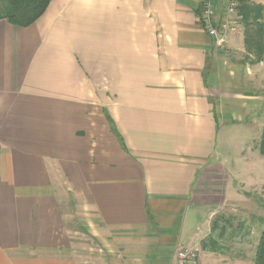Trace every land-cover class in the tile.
<instances>
[{"label": "crops", "instance_id": "obj_1", "mask_svg": "<svg viewBox=\"0 0 264 264\" xmlns=\"http://www.w3.org/2000/svg\"><path fill=\"white\" fill-rule=\"evenodd\" d=\"M200 1L51 0L29 26L0 18V264H176L212 214L247 202L232 180L252 167L264 58L249 62L239 7L264 22V0H239L218 37ZM212 8L228 20L224 0ZM229 129L243 144L217 154Z\"/></svg>", "mask_w": 264, "mask_h": 264}, {"label": "rangeland", "instance_id": "obj_2", "mask_svg": "<svg viewBox=\"0 0 264 264\" xmlns=\"http://www.w3.org/2000/svg\"><path fill=\"white\" fill-rule=\"evenodd\" d=\"M257 115H261L257 117L259 120L252 122L250 118ZM245 119L250 123L247 130V146L243 152L250 155L249 164L252 167L247 168L244 173H239L241 177L232 180V184L240 191L246 189L241 196L245 197L247 202L227 204L224 209L211 215L205 224L197 251L198 264L254 263L255 249L264 226V156L258 150L260 128L264 123V107L255 106L247 112ZM225 136L226 145L219 144L217 154L230 153L232 149L237 150L243 144L244 135L238 130L229 129Z\"/></svg>", "mask_w": 264, "mask_h": 264}, {"label": "trees", "instance_id": "obj_3", "mask_svg": "<svg viewBox=\"0 0 264 264\" xmlns=\"http://www.w3.org/2000/svg\"><path fill=\"white\" fill-rule=\"evenodd\" d=\"M50 1L0 0V18L6 19L15 26H29L44 13ZM262 10L260 5L245 3L239 7L244 23L245 47L255 56V59L250 60L251 63L259 62L264 58V22L260 19ZM258 150L264 155V125L261 130ZM253 264H264V226L255 249Z\"/></svg>", "mask_w": 264, "mask_h": 264}, {"label": "built area", "instance_id": "obj_4", "mask_svg": "<svg viewBox=\"0 0 264 264\" xmlns=\"http://www.w3.org/2000/svg\"><path fill=\"white\" fill-rule=\"evenodd\" d=\"M214 0H201L200 1V13L204 19L206 31L210 36L218 37L222 33L228 30H233L232 27H228L230 19L236 17L239 6V0H224L226 4L225 14L227 19L225 22L218 24L217 26L212 24L215 16V11L212 8V2ZM176 264H197L198 256L197 250L189 247L178 248L175 251Z\"/></svg>", "mask_w": 264, "mask_h": 264}]
</instances>
